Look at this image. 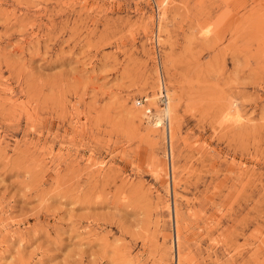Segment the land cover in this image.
I'll use <instances>...</instances> for the list:
<instances>
[{
  "label": "rangeland",
  "instance_id": "1",
  "mask_svg": "<svg viewBox=\"0 0 264 264\" xmlns=\"http://www.w3.org/2000/svg\"><path fill=\"white\" fill-rule=\"evenodd\" d=\"M0 264H264V0H0Z\"/></svg>",
  "mask_w": 264,
  "mask_h": 264
},
{
  "label": "bare ground",
  "instance_id": "2",
  "mask_svg": "<svg viewBox=\"0 0 264 264\" xmlns=\"http://www.w3.org/2000/svg\"><path fill=\"white\" fill-rule=\"evenodd\" d=\"M161 123H162V120L158 117V118H157V121H156V123H155L154 125L158 124V126H160Z\"/></svg>",
  "mask_w": 264,
  "mask_h": 264
}]
</instances>
